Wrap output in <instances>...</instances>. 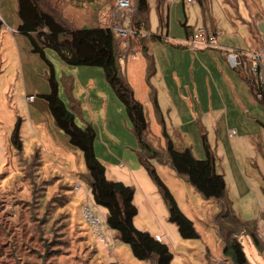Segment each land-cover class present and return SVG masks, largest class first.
Masks as SVG:
<instances>
[{"label": "rangeland", "instance_id": "374dc122", "mask_svg": "<svg viewBox=\"0 0 264 264\" xmlns=\"http://www.w3.org/2000/svg\"><path fill=\"white\" fill-rule=\"evenodd\" d=\"M39 1L45 9L54 7L60 17L67 18L77 29L100 24L102 16L103 18H114L112 15L114 4L109 6L107 0L97 2ZM133 1L135 3L136 0ZM236 1L238 5L239 0ZM219 2L220 0H210L209 6L212 11H217L221 7ZM246 2L251 7L259 3L264 9V0L242 1V15H247L244 18L250 22ZM177 3V7L173 8L171 14L169 13L168 19L171 26L170 33L175 39H179V35L184 34L183 5L181 1ZM149 5L150 31L152 34L165 37L169 28L163 30L160 26L157 13L158 0H149ZM192 6L200 8L197 1L193 4H185V8L191 13ZM17 9L18 0H0V21L2 22L0 29V264H39L49 252L51 258L48 264H83L84 259L88 261V264H110L112 262L151 264L149 261L135 258L130 246L114 237L105 221L107 210L93 202L86 180L87 170L83 153L73 147L68 135L54 124L48 103L44 98L50 92L47 77L48 66L39 54L32 51L29 38L18 31L20 19ZM231 9L236 17H240L239 10L232 6ZM176 10L181 12L180 19L176 18ZM99 16L100 19L96 20ZM253 25V29L258 34V26ZM161 43L150 41L149 54L153 55L157 48H161ZM46 53L47 58L55 64L57 79L64 87L62 95L67 99L66 103L70 107L74 104L66 93V80H64L60 66L74 71L87 67L63 65L58 59L59 55L53 49H47ZM157 53L162 54L158 51ZM162 55L167 58V55ZM176 57L182 59L186 57V62L190 61L187 53L182 56L177 54ZM148 60V57L139 51L135 55H130L127 60L122 59L121 63L124 74L126 73L128 77L126 74L125 76L128 81L130 80L132 84L130 85L136 92L137 99L145 107L150 126V140L160 145L165 144L167 139L164 135L165 130L161 117L155 113L154 97L152 101L147 94V89L152 86L148 82ZM73 75L78 84L82 78L81 74L75 72ZM151 81H155L153 76H151ZM245 82L250 86L248 81L245 80ZM110 94L114 95L111 88ZM106 100L109 101V98L106 97ZM117 101L123 107V114L118 115L117 113L114 129L121 134L120 138L133 136L137 141L125 107L118 99ZM84 102L86 107L84 106V111L80 107L76 122L81 127L91 124L95 128L96 146L99 147L97 157L106 166L107 178L113 181H125L124 183L135 188L134 203L138 208V214L134 223L137 229L147 231L152 235L160 234L170 246L173 253V264H214L210 261V254L215 257L220 256L223 255L222 251L225 249L215 221L217 215L220 214L219 203L203 196L189 181L179 177L171 166L156 163L155 168L158 175L173 194L179 208L194 222L200 235L197 239L183 238L177 225L169 220V204L159 185L143 168L139 172H133L132 165L124 160L126 165L120 166L123 161L116 160L115 154L108 149L111 144L109 143V125L105 116L100 121V115L104 112L102 104L96 103L95 99L90 101L86 99ZM188 103L189 109L186 108L184 119L179 122L180 128L183 125L187 129L183 142L192 148L195 157L205 159L206 154L204 151L201 152L203 140L197 127L200 116L194 112L191 102ZM91 111H94V114ZM259 112L263 114L261 109ZM263 116L264 114L260 118L262 119ZM17 121L21 123L20 135L24 154L28 156L38 151L43 163L44 174L59 179L47 191V196L53 197L54 192L59 190L61 191L60 197L67 196L65 197L68 198L67 203L64 207L59 206V209L70 216V226L64 228L62 227L63 222L58 223V217L61 215H55L50 222L43 223L49 210L44 207L33 211L27 209L31 200L28 198L30 195L28 193H21L18 198L23 200L16 203L15 180L18 175L22 174H20L19 160L12 145L11 136ZM256 128L258 127L255 121L245 122L244 127L238 123L236 138L229 136L228 131L230 130H223L220 134L214 130L209 131V134L205 131L208 142L217 156V172L223 174L227 182V198L232 202L235 214L243 222L259 221L264 212V128ZM114 145H117V142ZM197 147L199 150H196ZM60 184L70 185L72 189L61 190ZM76 186L80 189L77 190ZM85 207H90L95 214L100 216L106 242L100 241L91 224L86 220ZM240 242L253 264H264V251L259 254L245 235L240 237ZM92 256L94 261L90 262L89 259ZM220 261L221 264H226L224 257H220Z\"/></svg>", "mask_w": 264, "mask_h": 264}, {"label": "trees", "instance_id": "16d2710c", "mask_svg": "<svg viewBox=\"0 0 264 264\" xmlns=\"http://www.w3.org/2000/svg\"><path fill=\"white\" fill-rule=\"evenodd\" d=\"M76 1L97 2L98 0ZM107 2L109 6L114 4V8L117 0H107ZM161 2L162 0H158V8ZM135 4L137 13L133 18L134 27L138 31H150L148 0H136ZM17 13L20 19L18 31L29 38L32 51L39 54L48 66L47 77L50 92L44 98L48 103L54 123L68 135L71 145L82 151L87 170L86 180L91 190L92 200L96 205L107 210L106 223L114 231V237L128 244L133 256L139 260L149 261L151 264H173V253L170 246L151 233L141 231L135 226L134 219L138 214V208L134 203L135 188L107 178L106 166L95 152L96 130L91 124L86 127L78 125L76 122L78 110L72 104V107H69L60 97V85L55 66L47 58V49L55 50L61 61L67 65L99 67L103 70L106 81L124 105L131 122L139 147V162L163 191L169 204V220L177 225L180 235L185 239L200 237L194 222L179 208L173 194L158 175L153 161L169 163L180 177L188 179L203 196L219 201L221 209L216 217V223L224 241V254L230 257L227 264H252L244 251L240 237L243 235L249 237L259 254L262 253L264 240L258 232V221L243 222L235 214L232 202L227 198L226 179L216 170L215 153L208 142L206 133L201 131L206 153L205 159L195 157L191 147L178 148L166 132L164 134L167 139L165 148L156 147L149 137V122L144 105L135 97L134 89L124 74L121 63L123 55L129 56L134 48L146 51L148 41H164L163 36L152 34L148 38L135 36L124 40L112 28L114 19L103 18V16L100 24L77 29L67 18L60 17L54 7L45 9L39 0H18ZM97 19L99 20L100 16ZM163 23L160 15V26ZM184 26L189 33L188 27ZM1 27L2 22L0 21V29ZM125 41L128 42L127 46L124 44ZM151 71L152 65L150 64L149 75ZM239 71L241 76L248 81L244 71L241 69ZM252 92L255 96L253 89ZM152 94L155 95V91ZM259 102L264 109V103ZM20 129L21 123L17 121L11 136L12 145L19 160L20 174H22L18 175L15 180L16 203L23 200L18 198L21 193H28L30 194L28 198L31 200L27 209L33 211L44 207L49 210L43 223L50 222L55 215H61L58 217V223L63 222L62 227L64 228L70 226V216L59 209V206L64 207L67 203L68 198H65L67 196L60 197V190L54 192L53 197L47 196V191L59 179L44 174L43 163L38 151L28 156L24 154ZM60 189L68 191L72 188L70 185L60 184ZM261 220H264V212H262ZM50 258L49 252L43 257L44 264H48ZM89 260L94 261V257L92 256ZM83 261V264H88L86 259Z\"/></svg>", "mask_w": 264, "mask_h": 264}, {"label": "crops", "instance_id": "0c3cea01", "mask_svg": "<svg viewBox=\"0 0 264 264\" xmlns=\"http://www.w3.org/2000/svg\"><path fill=\"white\" fill-rule=\"evenodd\" d=\"M178 1H181L183 5L182 16L184 17V34L182 36L179 35V39H175L170 33L171 26L168 19L169 13L171 14L173 8L177 7ZM196 1L199 3L200 8L192 6L193 11L192 13L189 12L185 8V4H193ZM242 1L243 0H239V4L237 5L236 0H220L219 3L221 7L217 11H212L209 6L210 0H193L191 2L185 0H162L160 7L157 9L159 22L161 15L164 22L161 27L163 30L165 28H169V30L166 29L167 33L165 34V37H163L165 40L160 41L162 42L161 48H157L156 50L159 53L167 55V58H165L162 54H158L156 50L153 55H150L148 47L150 41L147 43L146 51L134 48L129 54V56L135 55L137 52L142 51L148 57V82L152 86L150 89H147V94L150 99L154 97L153 105L155 107V113L158 117H161L165 130L164 132L170 136L171 140L178 148L189 147L183 142V137L187 134L185 130L187 129L183 125L180 128L179 125V122H182L184 119L186 108L189 109L187 106L189 104L188 102H191L194 112L200 116L197 121L198 132L200 135L202 130L204 132L207 131V134H209V131L211 130L220 134L223 130L235 129L237 134L234 137H231L229 133V136L231 138H236L238 135L237 124L241 123L244 127L245 122L251 123L253 121L257 124L258 128L256 129H260V127L264 128V116L262 119L260 118V116L264 114L263 106L253 95L251 86L245 82V79L241 76L239 69H234L231 66L227 57L228 52H226L229 49L247 52V59L250 63L252 61L251 55L258 53L264 48V9L259 3L255 7H251L249 3L247 4L246 2L245 4L248 8V15L251 19L249 22L246 18H244L247 15H242ZM229 4H231L233 8H236V10H239L240 17L235 16ZM176 11V18L180 19L181 12L178 10ZM253 24L258 26V34H256L253 29ZM184 25L188 27L189 33H187ZM201 26H204L211 31H221L217 38L220 49H205L201 46H189L190 36L198 27ZM148 32L152 35L151 31ZM186 53L190 57L189 62H186V57H184V59L176 57L177 54L182 56ZM249 53L251 55H249ZM123 56L125 60L129 57H126L125 55ZM58 59L63 65H66L61 61L59 56ZM150 64L152 65V71L149 75ZM60 67L63 72L62 75H64V80H66V93L71 99V102L75 104L73 107H75L78 112L80 107L84 111V108L86 107L84 101L86 99H89V101L91 99H95L96 103L102 104L104 112L100 115V121L103 116H105V119L108 122L110 137L109 143H111L110 148L108 149H110L112 154H115V159L121 161L124 160L132 165L131 168L133 169V172H139L142 168L145 169L139 162V147L136 139L133 136H129L127 138L122 136V138H120L121 134H118L114 129L116 125L115 118L117 113L118 115H122L123 107L120 106L117 101L118 97L115 91L106 81L103 70L99 67L89 66H86L87 68H78L79 70L77 71L64 68L63 66ZM75 72L76 74L79 73L82 76L78 84L76 83V79L73 77V73ZM151 76H153V79L155 80L154 82L151 81ZM110 88L115 96L110 94ZM62 90H64V87L63 85H60V95L62 100L66 103L67 99L62 95ZM153 91H155V95L152 94ZM83 92L84 94H82ZM136 96L135 92V97ZM106 97L109 98V101L106 100ZM70 107H72V105ZM260 109L263 114L259 112ZM91 113L94 114V111H91ZM85 120L87 121V119ZM115 142H117V145H114ZM166 143L167 141L165 144L157 145L154 143V145L156 147L165 148ZM98 148L99 147L96 146L95 140V152L97 156V150L99 151ZM129 149H131V152L133 153L129 152ZM202 149L203 150H201V152L204 151L205 153L203 147ZM196 150H199V148L197 147ZM216 159L217 156L215 153V164ZM123 163H121L120 166L126 165V163ZM153 163L156 165V163L161 164L162 162L157 160L153 161ZM163 164L171 166L169 163ZM185 180L189 181L188 179ZM215 201L219 203V201ZM112 232L114 235L113 230ZM154 236H156L159 240L164 241L160 234H156ZM247 238L250 241V238ZM220 247L222 249V246ZM222 254L223 255L216 257L210 254V261L214 264L217 262L218 264H221V261L219 262V258L224 257L227 264L230 257L225 256L224 250L222 251Z\"/></svg>", "mask_w": 264, "mask_h": 264}, {"label": "built area", "instance_id": "2783aa9c", "mask_svg": "<svg viewBox=\"0 0 264 264\" xmlns=\"http://www.w3.org/2000/svg\"><path fill=\"white\" fill-rule=\"evenodd\" d=\"M191 2L193 0H185ZM137 13V8L133 0H117L114 11L112 13L114 23L112 28L116 33L124 40L129 37L140 36L143 38H148L151 34L145 30H136L133 25L132 18L134 14ZM221 31H211L204 26L198 27L192 34V38L189 40V46L196 47L201 46L205 49H220L217 38ZM125 46L128 42H124ZM227 57L229 63L234 69H241L244 71L251 88L255 92V97L258 101L264 103V48L258 53L250 54L252 61H248V53L244 51H237L229 49ZM133 54V53H132ZM122 58V57H121ZM124 59V56L123 58ZM32 99V97H31ZM230 136L234 137L237 134L235 129L230 130ZM79 190L80 187L76 186ZM85 217L86 220L91 224L94 232L98 235L101 242H106V237L102 229V220L100 216L95 214L90 207H85ZM258 232L262 239H264V220H259L258 222Z\"/></svg>", "mask_w": 264, "mask_h": 264}]
</instances>
